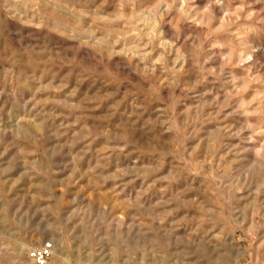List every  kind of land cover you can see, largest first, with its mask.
Listing matches in <instances>:
<instances>
[{
  "label": "rangeland",
  "instance_id": "rangeland-1",
  "mask_svg": "<svg viewBox=\"0 0 264 264\" xmlns=\"http://www.w3.org/2000/svg\"><path fill=\"white\" fill-rule=\"evenodd\" d=\"M264 264V0H0V264Z\"/></svg>",
  "mask_w": 264,
  "mask_h": 264
},
{
  "label": "built area",
  "instance_id": "built-area-1",
  "mask_svg": "<svg viewBox=\"0 0 264 264\" xmlns=\"http://www.w3.org/2000/svg\"><path fill=\"white\" fill-rule=\"evenodd\" d=\"M54 250L53 243L46 242L34 248L30 253V258L34 264H48Z\"/></svg>",
  "mask_w": 264,
  "mask_h": 264
},
{
  "label": "bare ground",
  "instance_id": "bare-ground-1",
  "mask_svg": "<svg viewBox=\"0 0 264 264\" xmlns=\"http://www.w3.org/2000/svg\"><path fill=\"white\" fill-rule=\"evenodd\" d=\"M33 264H34V262H33Z\"/></svg>",
  "mask_w": 264,
  "mask_h": 264
}]
</instances>
